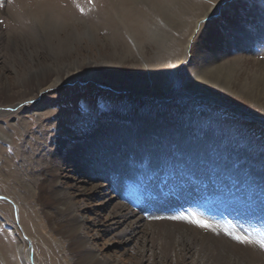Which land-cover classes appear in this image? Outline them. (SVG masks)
Masks as SVG:
<instances>
[{"label": "rangeland", "instance_id": "1", "mask_svg": "<svg viewBox=\"0 0 264 264\" xmlns=\"http://www.w3.org/2000/svg\"><path fill=\"white\" fill-rule=\"evenodd\" d=\"M50 1L0 0V264H79L84 250L95 264H199L162 254L149 220L264 253V95L210 71L232 67L236 86L264 78V0H127L128 13L115 0ZM43 78L62 80L28 100L24 81ZM59 165L65 184L115 193L77 197L81 227L43 183ZM116 202L144 219L130 237L125 224L105 229Z\"/></svg>", "mask_w": 264, "mask_h": 264}, {"label": "bare ground", "instance_id": "2", "mask_svg": "<svg viewBox=\"0 0 264 264\" xmlns=\"http://www.w3.org/2000/svg\"><path fill=\"white\" fill-rule=\"evenodd\" d=\"M49 1V0H47ZM52 1V0H51ZM50 1V2H51ZM64 1V0H63ZM118 4V8H120L122 10L123 13H128L129 11V7H128V1L127 0H115ZM134 1V0H133ZM189 1V0H188ZM196 1V0H195ZM131 2V1H130ZM187 2V1H186ZM197 2V1H196ZM243 2V1H242ZM190 3V2H189ZM189 3H187L188 5H190ZM192 3V2H191ZM194 3V2H193ZM116 4V3H115ZM116 4V6H117ZM187 4H184L185 6ZM199 4V3H198ZM66 5V4H65ZM192 5H195L192 4ZM43 6H47L46 3H42L41 7L39 11L43 12ZM183 6V5H182ZM200 6V5H199ZM135 7V6H134ZM188 7V6H187ZM196 7V6H195ZM188 10V9H187ZM193 10V9H192ZM201 10V9H200ZM203 11V10H202ZM210 11V10H209ZM209 11H204L200 16L196 17V20L194 22V28L192 30V35L190 36V40H193V38H195V36H193V31L194 29L197 27V23L199 22V20L201 18H203V16L208 13ZM40 12L39 15H41L42 13ZM47 12V11H46ZM45 12V13H46ZM116 12V11H115ZM189 12V11H188ZM12 13V12H11ZM50 13V12H49ZM131 13V12H130ZM185 14V12H182V14ZM183 14V15H184ZM4 15V14H3ZM138 15V13H137ZM112 16V15H111ZM186 16V15H184ZM223 16V14H221V17ZM116 17V16H115ZM136 17V16H134ZM128 18V17H127ZM177 18V17H176ZM36 19V18H35ZM137 19V18H136ZM138 20V19H137ZM186 20V19H185ZM136 22V21H135ZM125 23V22H124ZM137 23V22H136ZM61 24V23H60ZM186 24V23H184ZM43 25V24H42ZM70 25V24H69ZM134 25V23H133ZM129 26V25H128ZM141 26V25H140ZM187 26V25H186ZM191 26V25H190ZM190 26H187V29L190 28ZM62 27V26H61ZM85 27V26H84ZM131 27V26H130ZM180 27V26H179ZM184 27V25H183ZM181 28V27H180ZM138 29V28H137ZM142 29V28H141ZM178 29V28H177ZM51 29H47V32L50 31ZM140 30V29H139ZM185 30V29H184ZM190 30V29H189ZM188 30V31H189ZM42 31V30H41ZM93 31V30H92ZM120 31V30H119ZM143 31V30H142ZM121 32V31H120ZM164 32V31H163ZM2 32H0V40L3 38ZM63 33V32H62ZM138 33V32H137ZM118 34V33H117ZM116 34V35H117ZM139 34V33H138ZM46 36V35H45ZM70 36V35H69ZM115 37V35H114ZM118 39V36H116ZM6 38V37H5ZM142 38V37H141ZM9 39V38H8ZM45 39V38H44ZM6 40V39H5ZM72 40V39H71ZM127 40V39H125ZM187 40V39H186ZM43 41V40H42ZM41 41V42H42ZM188 41V40H187ZM189 41L187 42V44L189 43ZM68 41H66L65 43H67ZM141 42V41H140ZM176 42V41H175ZM72 43V42H71ZM130 43V42H129ZM134 45V44H133ZM244 45V44H243ZM82 46V45H79ZM153 46V45H152ZM187 46V45H186ZM185 46V47H186ZM128 47V46H127ZM82 48V47H80ZM108 48V47H107ZM65 49V48H64ZM70 49V48H69ZM72 49V48H71ZM99 49V48H98ZM97 49V50H98ZM129 49V48H128ZM144 49V48H143ZM187 49V47H186ZM62 50V49H61ZM60 50V51H61ZM103 50V49H102ZM145 50V49H144ZM66 51V50H65ZM69 51V50H68ZM74 51V50H73ZM71 51H69L70 53ZM103 52V51H102ZM50 53V51H49ZM59 53V52H57ZM68 53V54H69ZM134 53V52H133ZM145 53V52H144ZM74 54V53H73ZM101 55V54H100ZM103 55V54H102ZM111 55V54H110ZM54 56V55H52ZM53 59L56 58L55 56L52 57ZM82 58V57H81ZM87 58V57H86ZM99 58V57H98ZM103 58V57H102ZM84 59V58H83ZM123 60V59H122ZM55 61V60H54ZM79 62V61H78ZM113 62V61H112ZM80 64V62H79ZM104 64V63H103ZM107 64V63H106ZM109 67V66H108ZM44 68V67H43ZM52 68V67H51ZM49 69V68H48ZM233 68L230 66H217L214 68V70H210L212 71V76L215 79H222L225 80V83H229L231 87L236 88V90H239L241 92H243V95L245 98L247 99H252V98H258L261 97V95H264V78L261 80H257V81H252L250 82V84L246 85L244 84H239V86H236L237 84L234 82L232 83V78L235 76V73L232 71ZM54 71V70H52ZM209 73V72H208ZM57 74V73H56ZM87 75V74H86ZM233 75V77H232ZM27 76V75H26ZM76 77V76H75ZM83 77V76H82ZM202 78V77H201ZM62 79L61 78H57V80L55 81H49L48 79H41L38 80L34 85H32V87L30 86V80H25L24 82L27 83V89L25 90V92H28L29 94H32L31 97L28 98L29 99H35L38 96H40L45 90H48L50 88H53L55 86H58V82H60ZM69 81V80H66ZM64 81V82H66ZM242 81V80H241ZM23 82V81H22ZM32 82V80H31ZM21 85V84H20ZM23 86V85H22ZM21 87V86H20ZM24 88V87H23ZM4 90V92L7 91V88L5 86L2 87L0 89ZM238 91V92H239ZM22 92V91H21ZM22 96H27V95H22ZM243 97V98H244ZM42 99L41 102H37V103H33V107L35 108H41L42 107ZM251 101V100H250ZM20 114V113H19ZM2 115V114H0ZM11 118V117H10ZM26 126V125H24ZM9 127H7L8 130ZM6 131L0 129V138L5 139L7 136V134L5 133ZM112 150V149H111ZM110 150V151H111ZM174 150V149H173ZM31 161V158H26V160H23L22 166L25 165H29L28 162ZM12 162V161H11ZM31 163V162H30ZM32 164V163H31ZM68 168L69 166L66 165ZM48 169V167H47ZM73 170V169H72ZM183 171V170H182ZM47 172V176L48 178L43 179L44 180V184H48L49 186H52V188H50L53 193V201H54V206H55V210L58 211L61 215L62 218H65L66 220H71V224H73V226H82L85 224V220L82 217H76L77 216V211L74 210L73 207V201L77 200V197L82 198L84 196V193H87V191H92L93 193H97L100 194L102 193V195L105 198H109L111 199L114 196V192L111 187L109 186H105L102 183L98 182L95 185H92L89 189L85 188L83 186L84 181L81 179V177L79 179H75L74 177L71 176V179H73V183L70 184H65L61 178L63 177H68L69 176V172H67L65 170L64 167H60L57 166L56 169H53L52 171H48ZM63 173H65L64 175H62ZM70 177V176H69ZM15 202L18 205L17 207L19 208V218H20V223L24 226V230L26 232H29L31 227L34 226V220L35 219H31L28 218V216L26 215V218H24L23 220V216L22 213L27 212V208L24 205L19 204L17 201V197L15 196ZM146 201V200H145ZM4 209H6V207L1 206ZM146 209V208H145ZM149 209V208H148ZM25 210V211H24ZM144 210V209H143ZM137 212H135V210H132L130 208H127V206H125L124 204H121L119 202H116L115 204H113L112 207V212L110 213V215H108V219L106 217L105 221L107 223V226H105L107 230H111L114 229V227H118L122 224H125V230L124 231H128L129 232V237L132 236L135 231H136V226H140L142 224V221L144 222V219L142 216H137L136 215ZM21 216V217H20ZM2 218V217H1ZM0 218V219H1ZM18 218V219H19ZM25 219L27 221H25ZM173 221H169V220H164L163 222H154L152 220H149V223L145 224V227L147 228V230H149L150 232H152L154 234V236H156L158 239V250L166 255L168 251L175 253L177 256H179L177 259H182L185 260V258H190L191 256L193 257V260L196 263L199 264H264V253H261L253 248H248V246L246 245V247H243L240 244L231 242L229 240V238L226 237H214L213 235L210 234H204L203 233H199L198 229H193V228H189V227H185L182 225H177V223H172ZM31 223V224H29ZM36 223V222H35ZM64 223V222H63ZM68 224V223H67ZM105 224V223H104ZM30 228V229H29ZM200 229V228H199ZM69 231H71L69 229ZM201 231V229H200ZM206 231V230H205ZM203 232V231H202ZM10 233V232H9ZM151 233V234H152ZM212 233V232H211ZM214 234V233H213ZM223 234V233H222ZM228 236V235H226ZM233 239V238H232ZM234 240V239H233ZM81 242V241H80ZM236 242V241H235ZM91 244V243H90ZM9 246V245H8ZM17 253L18 256H20V254L22 253V251L24 250V247H22L21 245H17ZM91 249V248H90ZM94 254V253H93ZM79 255V264H95V259H93V255L92 252L89 250H84L83 253L78 254ZM15 257V256H14ZM96 257V256H95ZM94 257V258H95ZM119 260V259H118ZM77 261V260H76ZM103 262V261H102ZM98 263V262H97ZM105 264V263H104ZM114 264H119L117 262V259L115 260Z\"/></svg>", "mask_w": 264, "mask_h": 264}, {"label": "snow or ice", "instance_id": "3", "mask_svg": "<svg viewBox=\"0 0 264 264\" xmlns=\"http://www.w3.org/2000/svg\"><path fill=\"white\" fill-rule=\"evenodd\" d=\"M200 226H201V227H207V225H203V224L200 225ZM238 242H239V243H245L246 241H244V240H239ZM260 247H261V248H264V244H261Z\"/></svg>", "mask_w": 264, "mask_h": 264}]
</instances>
